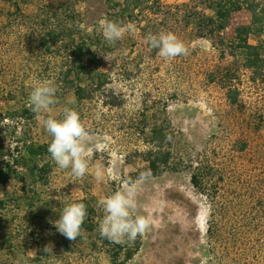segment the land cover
<instances>
[{"label": "rangeland", "instance_id": "374dc122", "mask_svg": "<svg viewBox=\"0 0 264 264\" xmlns=\"http://www.w3.org/2000/svg\"><path fill=\"white\" fill-rule=\"evenodd\" d=\"M64 1L75 5L81 18L80 29L97 36L93 49L100 61L113 67L115 82L106 94L99 92L89 78L79 75H64L61 83L57 77L67 70L65 60L42 48L43 37L65 24L63 17L53 16ZM126 3V10L116 12L105 0H0V165L9 160L8 155L15 154L18 146H23L25 136L49 145L52 137L45 130L43 119H63L65 108L74 109L93 137L89 169L77 178L70 175V170L59 169L51 159V184L46 188L49 196L79 203L88 193L99 202L118 190L130 188L137 202L136 214L149 218L151 225L142 234L140 252L129 264H210L214 259L207 234L211 201L192 185L191 171L167 170L157 176L149 175L144 170V154L160 144L164 149L172 147L174 152L179 151L178 161L184 165L213 166L215 171L206 178L211 185L223 169L229 194L235 197L241 193L246 198L244 215L250 221L256 212L264 217V205L258 195L264 191V83L253 78L252 68L233 45L237 25L250 24L252 13L218 6L209 0ZM201 15L229 21L222 34L227 46L216 39L198 37L196 20ZM102 18L132 22L136 32L126 33L110 45L99 26ZM162 31L174 33L185 43L189 54L172 60L159 57L158 49H150L145 37ZM92 67L96 71L99 65ZM45 80L62 88L74 84L86 87L96 98L75 108L73 103L57 99L49 111L40 114L43 119H38L29 107L28 97ZM232 93L238 95L235 104L230 98ZM115 95L124 102L108 104L107 96ZM162 107L174 132L179 133L172 146L160 128L152 123L145 127L142 122L146 114ZM243 143L245 150L241 149ZM25 188L26 180L12 178L0 184V198L23 199ZM11 207L15 212L9 211L1 230L11 244L6 241L0 247V263L16 264L23 257L26 264H67L62 254H70L64 252V238L47 234L39 226L33 236L27 206L22 205L21 211L16 210L14 203ZM99 215L103 219L101 207ZM242 229L248 230L244 225ZM49 242L54 244L51 258L37 251ZM239 251L246 249L243 246ZM39 256L41 261L36 260ZM223 256L218 264H228L230 258ZM75 259L71 258L70 264H111L98 251ZM253 263L264 264V260L260 257Z\"/></svg>", "mask_w": 264, "mask_h": 264}, {"label": "trees", "instance_id": "16d2710c", "mask_svg": "<svg viewBox=\"0 0 264 264\" xmlns=\"http://www.w3.org/2000/svg\"><path fill=\"white\" fill-rule=\"evenodd\" d=\"M105 1L109 8L116 12L126 10L129 6H127L126 0ZM209 1L218 6L234 10H248L252 13L250 24L237 25L233 45L234 50L252 68L253 78L264 83V0ZM119 6L121 9H118ZM17 8L19 7L17 6ZM8 14H11L10 11H8ZM53 16L55 18L63 17L65 24L60 25L59 30H53L47 37H43L41 45L50 55H60L59 57H63L65 60L64 65L67 70L60 72L57 80L63 81L64 78L62 77L64 75L69 77L73 75L87 77L97 87L99 92L106 94L109 86L115 82L114 73L113 67L101 62L99 54L94 52L93 48L96 47V42H98L97 36L84 33L80 29L82 24L80 14L70 1H64L57 11L54 12ZM196 21L199 27L198 37L216 39L222 46H227L222 34L225 33L230 25L229 21L205 15L199 16ZM70 23H72V26L68 25ZM97 64L99 67L95 71L92 66ZM227 75L229 74L227 73ZM56 98L62 99L63 103H73L72 107L75 108L93 101L96 98V94L93 91H89L86 87L80 88L74 84L67 88L58 87ZM230 98L233 104L237 103L238 95L236 93L230 94ZM107 100H110L108 104L116 101H120V104L124 102L120 96L116 95L114 97L107 96ZM146 116L143 119L144 121H142L145 127L152 123L157 128H160L168 137L167 144L172 146V142L179 137V133L176 135L174 132L171 121L167 117L166 109L163 107L159 108L158 112H153L150 115L146 114ZM22 142L23 146H18L15 154L13 156L11 154L8 155L9 160L0 165V184H5L12 178H23L26 180L28 188L24 189L23 199L18 200L17 197L12 196L7 201L0 198V235H3L1 230L6 226L9 211L15 212L11 209V205L14 203L16 210L20 211L22 205H26L28 208L27 220L31 225V234L33 236L37 234L36 231L39 226L46 233L48 232L47 234L52 232L64 238V252L70 254L68 257L62 254L67 264H70L71 258H76L75 260H77V257H84L94 251L104 253L111 264H129L142 248V235H138L134 241H128L125 238L122 243H115L101 236L99 223L102 218L99 215L98 201L91 194L87 193V196L81 201L86 204L88 212V216L82 226L81 236L75 241H71L56 230L54 222L59 219V212L62 211L65 205L61 204L55 197L51 198L49 191L46 190L51 184L50 161L52 158L48 153L49 145L38 140H32L28 136H25ZM171 148L164 149L163 144H160L147 151L144 154V170L151 176H157L167 170L174 173L192 172V185L208 198L212 204V213L208 220L207 230L211 252L214 256L210 264L221 263L224 257L223 254L230 258L228 264H251L257 259L259 260L260 257L264 260V217L259 216V213L256 212V216L250 221L244 215L243 207L247 202L246 198L241 193H239L240 195L236 194L235 197H232L231 192L229 194L225 186L226 173L223 169H220L219 178L211 185L206 181V178L211 172L215 171L213 166L193 168L192 165H184L183 161H178L177 153L179 151L174 152V149ZM241 149H246V143L242 144ZM14 167L18 169L12 171ZM128 180L132 182L131 179ZM257 188L261 189L260 186ZM258 195L259 199L262 200L261 204L264 205V191H260ZM236 201L238 203L234 205L233 203ZM67 203L65 202V204ZM242 225L248 230L245 229L243 232ZM2 237L3 240L0 247H3L6 241L11 244L10 241L8 242V238H5L4 235ZM243 246L246 252L239 251ZM248 254L254 258H251ZM36 260L41 261V256Z\"/></svg>", "mask_w": 264, "mask_h": 264}, {"label": "clouds", "instance_id": "9594fccd", "mask_svg": "<svg viewBox=\"0 0 264 264\" xmlns=\"http://www.w3.org/2000/svg\"><path fill=\"white\" fill-rule=\"evenodd\" d=\"M99 26L104 39L110 44L121 40L126 33L135 34L136 25L132 22L118 23L102 18ZM145 42L150 49H158V56L165 60H172L178 56L188 55V48L172 32L148 33ZM106 59V58H105ZM58 87L53 81L45 80L38 83L28 97V104L38 119L40 114L50 110V106L57 103ZM47 133L52 137L48 146V153L57 167L70 170V175L81 178L89 169L90 157L94 151L93 137L86 129L80 115L74 109L65 108L63 119L48 117L43 119ZM135 187V184L132 186ZM132 189L125 188L100 200L98 206L104 211L103 219L99 223L100 235L115 243H122L127 238L134 241L138 235L144 234L150 227L149 218L136 214L137 202L131 194ZM65 205L59 212V219L54 222L56 230L66 239L75 241L82 234V226L88 216L87 206L83 202L65 204L64 198L55 197ZM54 244L49 242L42 251L49 258L53 257ZM35 252V251H33ZM36 253V252H35ZM26 264L23 257L16 264Z\"/></svg>", "mask_w": 264, "mask_h": 264}]
</instances>
